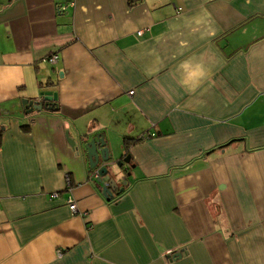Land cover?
Listing matches in <instances>:
<instances>
[{"label":"crops","instance_id":"crops-1","mask_svg":"<svg viewBox=\"0 0 264 264\" xmlns=\"http://www.w3.org/2000/svg\"><path fill=\"white\" fill-rule=\"evenodd\" d=\"M0 264H264V0H0Z\"/></svg>","mask_w":264,"mask_h":264},{"label":"water","instance_id":"water-1","mask_svg":"<svg viewBox=\"0 0 264 264\" xmlns=\"http://www.w3.org/2000/svg\"><path fill=\"white\" fill-rule=\"evenodd\" d=\"M42 95L43 97L39 100H23V103L27 106V111H31L34 109L39 110L43 105L48 107L52 106V102L56 99V93L47 91L43 92ZM84 146L88 154L89 166L91 168L99 167V176L97 177V181L102 185L103 195L106 198L112 197L117 188L116 179L118 175L113 176L111 175V172L114 169L116 171L118 167H122L123 163H128L130 160V154L125 155L123 159H113L109 153L108 147L105 145V140L101 133L87 140L84 143ZM123 176L124 174L121 176V179ZM119 192H122V190L120 189Z\"/></svg>","mask_w":264,"mask_h":264},{"label":"built area","instance_id":"built-area-1","mask_svg":"<svg viewBox=\"0 0 264 264\" xmlns=\"http://www.w3.org/2000/svg\"><path fill=\"white\" fill-rule=\"evenodd\" d=\"M56 59H57L56 54H51V55L47 56V61H49L51 63H54L56 61ZM130 93H132L131 90L129 91V94ZM96 175L99 176V173L96 172ZM65 184H66L67 189L71 187L70 177L67 174H65ZM52 196H57V192H53ZM67 205L72 212H77V205H76V202L72 196L67 197Z\"/></svg>","mask_w":264,"mask_h":264},{"label":"trees","instance_id":"trees-1","mask_svg":"<svg viewBox=\"0 0 264 264\" xmlns=\"http://www.w3.org/2000/svg\"><path fill=\"white\" fill-rule=\"evenodd\" d=\"M139 0H128V3H129V5H133V4H135L136 2H138ZM140 139H142V136H139V137H124L123 138V146L125 147V152H124V155H127L128 153H129V149H128V147L133 143V142H135V141H138V140H140ZM97 183L99 184V185H101L98 181H97ZM118 194H120V193H118ZM117 194V195H118Z\"/></svg>","mask_w":264,"mask_h":264},{"label":"rangeland","instance_id":"rangeland-1","mask_svg":"<svg viewBox=\"0 0 264 264\" xmlns=\"http://www.w3.org/2000/svg\"><path fill=\"white\" fill-rule=\"evenodd\" d=\"M132 91V93H130V94H133V90H131ZM124 174V172L123 171H121V167H118L117 168V170L115 171V169L114 170H112V172H111V175H123ZM121 176H119L120 177V179H121Z\"/></svg>","mask_w":264,"mask_h":264},{"label":"flooded vegetation","instance_id":"flooded-vegetation-1","mask_svg":"<svg viewBox=\"0 0 264 264\" xmlns=\"http://www.w3.org/2000/svg\"><path fill=\"white\" fill-rule=\"evenodd\" d=\"M117 189V188H116ZM119 191H120V189H118V190H115V192L118 194L119 193Z\"/></svg>","mask_w":264,"mask_h":264}]
</instances>
